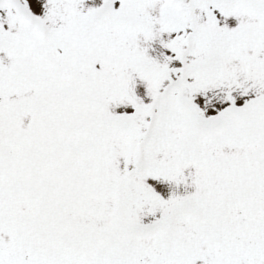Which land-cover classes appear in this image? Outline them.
<instances>
[{"label":"snow or ice","instance_id":"1","mask_svg":"<svg viewBox=\"0 0 264 264\" xmlns=\"http://www.w3.org/2000/svg\"><path fill=\"white\" fill-rule=\"evenodd\" d=\"M0 264H264V0H0Z\"/></svg>","mask_w":264,"mask_h":264}]
</instances>
